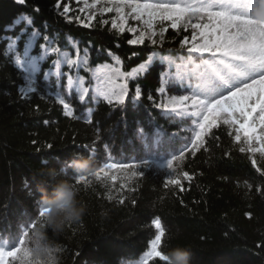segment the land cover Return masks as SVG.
<instances>
[{
  "label": "trees",
  "instance_id": "1",
  "mask_svg": "<svg viewBox=\"0 0 264 264\" xmlns=\"http://www.w3.org/2000/svg\"><path fill=\"white\" fill-rule=\"evenodd\" d=\"M57 2L25 0L19 5L15 0H0V244L15 246L38 215L41 193L34 172L41 161L59 166L58 158L82 153L95 160L97 171L105 163L140 167L134 170L136 175L132 169H105L107 175L100 173L99 179L82 185L80 196L87 206L82 222L53 237L63 247L64 264H140L158 234L152 223L157 218L165 230L159 250L166 244L187 246L191 264H264V153H253L248 145L235 141V131L228 125L213 129L203 147L193 152L189 150L191 119L158 109L147 99L151 95L160 101V74L167 68L160 57L175 58L183 51L180 41L190 30L165 25L162 43L157 37L156 46L148 41L130 45L127 41L136 34L127 28L135 27L136 21L129 18L123 32L112 28L117 13L104 11L114 7L109 0L96 4L90 22L85 21L84 0H59L60 9L55 8ZM65 5L69 11L61 14ZM21 14L34 20L29 31L41 34L33 43L34 55L46 43L43 36H48L52 46L72 59L87 51L89 69L110 65L131 72L153 52L156 56L147 71L126 78L128 96L123 105H110L99 96L98 82L84 67L78 72L89 87L83 101L67 83V75L75 77L76 69L65 65L66 75L59 83L54 75L45 80L43 73L55 55L42 62L38 91L21 95L18 88L25 82L5 55L9 43L5 37L19 35L16 46L23 50L26 36L21 30L26 24L14 23ZM10 25L13 30H8ZM137 87L141 97L134 100ZM166 88L169 95L179 94L178 87ZM57 94L69 104L72 116L65 115ZM182 149L184 155L173 161L171 172L167 160L179 157ZM143 160L149 167L141 164ZM170 176L179 184L167 183ZM147 264L164 262L152 257Z\"/></svg>",
  "mask_w": 264,
  "mask_h": 264
},
{
  "label": "snow or ice",
  "instance_id": "2",
  "mask_svg": "<svg viewBox=\"0 0 264 264\" xmlns=\"http://www.w3.org/2000/svg\"><path fill=\"white\" fill-rule=\"evenodd\" d=\"M109 2L114 7H106L104 11H115L121 21L117 24L116 20H113L112 28H119L123 32L129 18L142 25L139 28L133 26L127 28L128 32L138 33L127 41L130 45H144L148 41L150 45L156 46L157 37L162 43L167 31L165 25L177 31L180 29L187 31L191 28V37L185 36L180 41L183 51L175 58L171 55L160 57L167 63L166 70L160 74L158 88L160 101L157 103L151 95L147 97L153 102L154 107L178 117L191 119L194 128L189 150L193 152L199 150L203 147L204 138L213 129L228 125L235 131V141L248 145V150L253 153L256 151L264 153V21H258L252 15V9L259 0H109ZM15 3L24 5L25 0H15ZM98 3L100 0H95L92 7ZM60 7L58 0L55 8ZM126 9L128 11H125ZM68 11L69 8L65 5L61 14ZM14 23L26 24L21 30V34L26 36V42L20 51L16 46L20 39L19 35L14 38L5 37L9 40L5 55L10 56L11 62L25 82V86L18 88L21 95H24L26 90L29 94L38 91V75L42 72V62L50 55H55L57 58L52 60V66L43 73L45 80L54 75L59 83V79L66 75L62 71L65 65L70 70L76 69L75 77L67 75V83L70 88L75 87L79 91V99L83 101L89 93V87L85 86V79L79 76L78 72L79 68L84 67L98 82L95 91L99 96L110 105L113 103L123 105L128 96L126 78H134L147 71L156 56L153 52L131 72H121L119 67L110 65L89 69L87 51L83 57L72 59L68 53L52 46L48 36H43L46 43L40 45L39 54H32L33 43L41 35L36 30L29 31L34 25L33 18L28 14H21ZM8 30H13L11 25ZM114 58L118 65L120 58L118 56ZM166 85L178 87L179 94L169 95ZM140 97L141 89L137 87L133 99L139 100ZM57 99L63 105L65 115L72 116L69 104L65 103L59 94ZM140 132L143 133L144 130L140 129ZM257 144L259 148L255 147ZM47 147L51 148L52 145L49 144ZM240 151L244 152L245 148L241 147ZM183 155L182 149L179 157L172 155L167 160L166 166L171 172L175 171L173 161L182 158ZM255 163L253 161L254 165ZM141 164L149 167L147 160H143ZM138 167L140 165L105 163L97 171V177H100V173L107 175L105 169L116 168L132 169V175H136L134 170ZM184 176L190 179L187 173H184ZM167 183L179 184V180L170 176ZM42 211L40 207L39 212ZM152 223L158 234L151 241V248L145 253L140 264H147L152 257H158L163 262L165 260L163 252L159 250L165 230L160 219H154ZM26 234L27 230H24L18 243L13 247L0 244V264H13Z\"/></svg>",
  "mask_w": 264,
  "mask_h": 264
},
{
  "label": "clouds",
  "instance_id": "3",
  "mask_svg": "<svg viewBox=\"0 0 264 264\" xmlns=\"http://www.w3.org/2000/svg\"><path fill=\"white\" fill-rule=\"evenodd\" d=\"M252 15L264 21V0H259ZM57 163L59 166L42 160L34 172L43 211L33 218L13 264H64L63 247L53 237H60L80 224L86 214L87 206L80 193L82 185H90L93 178L99 179L95 160L82 153H72L69 158H58ZM161 251L164 264H191L192 253L187 246L166 244Z\"/></svg>",
  "mask_w": 264,
  "mask_h": 264
},
{
  "label": "rangeland",
  "instance_id": "4",
  "mask_svg": "<svg viewBox=\"0 0 264 264\" xmlns=\"http://www.w3.org/2000/svg\"><path fill=\"white\" fill-rule=\"evenodd\" d=\"M94 4V2H91V1H88V0H84V2H83V5H82V9L84 10V12H85V21L86 22H90L92 19H93V17H94V15H95V12H96V4H95V6L94 7H92V5ZM107 7H109V6H107ZM114 20H116V22H117V24H120L121 23V21L118 19V14H117V16L115 17V19ZM125 26V25H124ZM135 27H137V28H139V27H142V25H140V24H138V22H136L135 23ZM190 30V33L187 35L189 38L191 37V28H189L187 31H186V33L188 32ZM136 35L138 34V33H135ZM135 37V36H134ZM22 86H25V83L22 85ZM26 92H27V90H26Z\"/></svg>",
  "mask_w": 264,
  "mask_h": 264
}]
</instances>
